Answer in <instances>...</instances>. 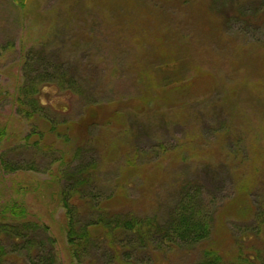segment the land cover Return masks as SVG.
Masks as SVG:
<instances>
[{"label":"rangeland","instance_id":"374dc122","mask_svg":"<svg viewBox=\"0 0 264 264\" xmlns=\"http://www.w3.org/2000/svg\"><path fill=\"white\" fill-rule=\"evenodd\" d=\"M160 1L131 0L116 24L94 0H0V226H39L28 252L0 235V264H42L43 242L53 264H80L62 193L93 163L85 191L104 209L164 220L188 188L215 218L209 240L163 245L152 264H204L210 247L264 264V227L242 241L264 216V0ZM234 4L248 28L226 20ZM33 80L36 111L20 102ZM103 251L83 264H108Z\"/></svg>","mask_w":264,"mask_h":264},{"label":"trees","instance_id":"16d2710c","mask_svg":"<svg viewBox=\"0 0 264 264\" xmlns=\"http://www.w3.org/2000/svg\"><path fill=\"white\" fill-rule=\"evenodd\" d=\"M94 1L98 10L101 9L103 13H110L108 17L105 18L107 23H110L114 19V23L118 24L121 22L120 14L122 10L125 9V6H129L131 0ZM167 1L168 0H161L159 2L160 6L159 4L157 5L159 10L163 11L167 9ZM214 1L217 2V0ZM237 5L234 4V6H230L234 15L227 10L225 11V13L228 14L226 20L229 23L236 21L238 23L246 22V27L248 28L251 22L249 18L251 12L249 13L243 9L242 6ZM139 8L143 9L142 3ZM213 16L215 18V15ZM256 19L264 25V17L254 16L253 20ZM210 22L212 24L210 27L217 29L214 21ZM217 31L219 30L217 29ZM115 34H117L116 31ZM93 41H96V39ZM175 44L174 47L176 50L173 49V52L178 51L181 57L180 52L182 46H178L176 41ZM171 57L178 60V56ZM164 61L165 60H160L159 65H163L165 63ZM260 62L263 63L264 59H260ZM256 67L261 69L262 65H256ZM261 78H264V76ZM261 83H263L262 80ZM36 86V80L30 81L28 84L26 83L22 92L21 101L19 100L24 105H30L31 109L34 111L38 110L39 107L38 101L35 98ZM85 148H83L82 145L78 146L75 159L80 158V154L83 153ZM96 169V163L90 166L78 165L73 168L67 175V181L69 183L62 193L64 208L66 209V215L69 219L68 242L74 249L73 255L75 259L79 260L80 264H83L82 261L85 259V256L91 251L99 249L104 250L102 257L108 264H114L116 261L118 264H152L154 260L153 253L160 251L163 245L169 249H180L184 247L193 248L211 238L214 231L215 218L209 213L205 215L202 214L197 204L198 199H200L199 194L196 195L188 190V188H183L180 200L170 212V218L168 217L164 220L149 216L136 217L133 214L122 215V213L104 209L96 199L86 194L85 189L91 185L94 177L92 173ZM11 170L16 171L18 169L12 167ZM76 197L77 203H75ZM83 202L88 205V212L85 215L79 210ZM87 214V217H82ZM261 215L259 211L256 212L257 218H255V222H257L258 226L254 231H251V233L242 236V241L245 240V236L256 239V236L262 232L264 227V216L261 217ZM82 218H85L86 222L83 223L81 220ZM37 227L39 226L35 224H26L23 225L24 229L20 231V229H15L13 226L8 227L4 224L0 226V235L10 237V239L15 242V246L12 250L13 253L25 250L28 252L32 243L29 242V239L27 240L26 233L31 232V234L34 235L36 231H38ZM47 231L46 228V232ZM48 240L50 241V239ZM51 243H53V241ZM45 244L46 243L43 242L40 247H43L47 252L46 256H48V251H50V254L44 260L43 257H41L40 262L43 260L42 264H53L54 258L53 255H51L53 253V248H51V250H46ZM4 250L5 248L0 243V262L2 257H6ZM202 254L207 260V262L205 260L204 264H222L224 261L220 250L214 249V247L205 249ZM139 255H143L141 260L138 258Z\"/></svg>","mask_w":264,"mask_h":264}]
</instances>
